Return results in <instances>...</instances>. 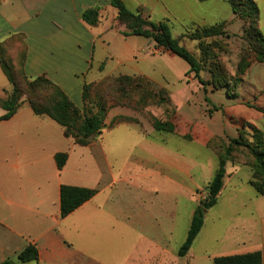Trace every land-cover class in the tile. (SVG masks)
Masks as SVG:
<instances>
[{
    "label": "crops",
    "instance_id": "crops-1",
    "mask_svg": "<svg viewBox=\"0 0 264 264\" xmlns=\"http://www.w3.org/2000/svg\"><path fill=\"white\" fill-rule=\"evenodd\" d=\"M209 1L148 0L150 9L147 2L137 9L156 15V23L188 19L190 26L179 36L185 38L193 27L207 25L197 11ZM112 8L111 0H0V44L12 56L23 50L25 73L46 76L81 109L84 85L108 77H143L166 89L170 82L187 84L189 65L150 38L124 37L125 29L113 26L115 8L108 21ZM91 9L99 10L97 26L82 20ZM260 30L264 35L261 11ZM114 31L124 43L113 44ZM18 37L21 42L15 44ZM91 72L95 77L87 81ZM252 73L246 78L263 91L256 106L264 110V65ZM11 91L0 61V102ZM4 114L0 106V117ZM247 118L264 135V114L254 109ZM107 122L101 134L81 146L27 103L0 120V264L16 261L30 244L37 246L39 260L24 264H215L218 257L258 251L264 264V196L251 186L253 172L246 163L228 162L217 204L207 211L188 254L180 257L221 153L209 132L189 139L177 127L169 133L151 124L142 129ZM64 153L68 160L59 169L56 155ZM245 166L251 171L239 175ZM63 185L97 192L62 218Z\"/></svg>",
    "mask_w": 264,
    "mask_h": 264
},
{
    "label": "trees",
    "instance_id": "trees-1",
    "mask_svg": "<svg viewBox=\"0 0 264 264\" xmlns=\"http://www.w3.org/2000/svg\"><path fill=\"white\" fill-rule=\"evenodd\" d=\"M205 2L208 0H198ZM227 1L233 13L242 17L252 29L247 37V42L251 50L254 51L258 63L264 64V35L260 30V7L256 0H225ZM111 5L118 12V20L126 25V30L122 32L124 37L142 36L150 38L156 43V47L171 52L173 55L185 61L190 70L186 75L194 73V78L202 86L207 85L200 78L202 71L201 61L184 45L180 39L173 37L170 27L166 22H153L145 17L144 8L139 7L135 12L129 10L123 0H111ZM82 20L90 26H97L100 22L98 9L87 10L82 13ZM224 34L223 22L216 23L213 26H199L193 32L185 35L192 41H198L201 46L205 39L219 37ZM15 44L20 43L19 37ZM16 46V45H15ZM6 46L0 44V61L6 76L12 84V91L0 102V106L5 114L0 120L10 119L18 109L25 103L29 104L36 115H46L65 128V135L73 138L77 144L87 146L93 137L101 134L105 128L106 104L108 98L105 91L110 90L112 84H118L116 91L124 94H130L132 89L138 90V94L145 92L144 85H152L149 80L143 77L118 76L108 77L98 83L85 84L83 88V109L77 107L65 94V92L46 76L36 78L29 77L24 70L25 52L21 51V68H14L7 56ZM242 71L249 66L239 63ZM106 87V88H105ZM158 88V87H157ZM157 92L150 93L151 97L160 98L165 95V88H158ZM264 114L263 108L254 107ZM95 110V111H94ZM215 110H218L217 108ZM152 126L160 132L174 133L176 125L170 121L154 119ZM244 128V129H243ZM243 130H249L252 134L245 135L243 131L237 138H232L224 153L219 155L220 165L214 178L205 187L207 197L200 201L196 208L187 238L178 251L180 257H184L190 251L196 237L200 233L205 215L208 210L213 208L224 187L226 176V166L228 162H234V148H245L249 152L248 166L253 172L250 184L255 188L259 195L264 196V135L254 125L249 122H243ZM192 139L190 135H187ZM248 137L252 138L250 141ZM68 160L67 154L56 155V162L59 169H62ZM96 190L75 187L61 186L60 189V208L62 218L67 217L77 210L84 203L92 199ZM39 260V251L36 245L26 246L17 256V260L7 259L2 264H24ZM215 264H263V257L260 251L239 254L232 256H223L214 259Z\"/></svg>",
    "mask_w": 264,
    "mask_h": 264
},
{
    "label": "rangeland",
    "instance_id": "rangeland-1",
    "mask_svg": "<svg viewBox=\"0 0 264 264\" xmlns=\"http://www.w3.org/2000/svg\"><path fill=\"white\" fill-rule=\"evenodd\" d=\"M123 1L126 7L133 12L137 10L139 3L147 2L148 9L152 7L148 0ZM256 2L260 7L261 24L264 31V0H256ZM213 3V0L207 2L198 9L197 13L205 17L208 26L223 22L224 34L205 39L202 46L198 44V41L190 40L189 37H179L185 29L182 27L190 26L188 19H173L168 23L173 37L181 38V44L201 61L200 78L208 84L202 86L192 73L186 75L183 80V83L187 84L170 82L166 86L169 90L165 88V95L155 99L151 97L150 93L158 91L156 86L147 84L142 87L145 92L138 94V90L132 89L129 91L130 94L121 95L116 91L118 84H112L110 90H103L108 98L105 126L108 121L109 127L119 123H129L143 129L148 124L152 125L154 119L170 121L179 130H186L191 137H201L209 132L207 136L210 143L219 153H224L232 137H238L240 131H243L245 135L252 134L250 130L249 132L243 130V122H248L247 114L249 115L255 109L254 107H257V99L259 100L263 91L250 83L246 77L252 76V70L264 64L257 62L255 53L246 40L249 32L252 33L248 23L233 13L227 1L218 0L215 6ZM112 9L113 12L108 15L109 23L116 12L114 8ZM178 9H183V6L178 4ZM143 14L146 18L149 14L155 22L156 15L147 14L145 11ZM113 26L116 29L122 27L126 30V25L118 18L114 20ZM195 28L193 27L190 32H193ZM113 36L114 45L118 46L125 42L123 36L116 34L115 31ZM18 47L20 48V46ZM21 54L20 50L13 56L7 53L10 64L16 69L21 68ZM180 61L183 62L181 59ZM240 62L243 65L248 63L249 66L242 71L239 66ZM94 77L95 74L91 72L86 80H93ZM242 106H246L250 110H247L246 107L242 108ZM216 108L218 110H215ZM112 114L117 115L111 120ZM248 139L252 140L250 137ZM194 152L197 153L198 150L194 148ZM233 157L234 164L243 161L248 166L250 158L247 149L234 148ZM248 171L251 170L246 166L241 167L239 175L247 174ZM262 203L264 204V200Z\"/></svg>",
    "mask_w": 264,
    "mask_h": 264
}]
</instances>
